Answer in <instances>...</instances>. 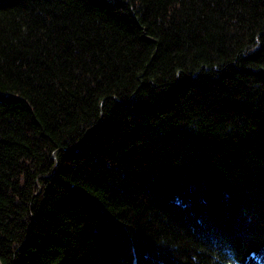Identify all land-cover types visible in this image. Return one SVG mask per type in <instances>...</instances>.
Here are the masks:
<instances>
[{
    "label": "trees",
    "instance_id": "obj_1",
    "mask_svg": "<svg viewBox=\"0 0 264 264\" xmlns=\"http://www.w3.org/2000/svg\"><path fill=\"white\" fill-rule=\"evenodd\" d=\"M0 264H264V0H0Z\"/></svg>",
    "mask_w": 264,
    "mask_h": 264
}]
</instances>
